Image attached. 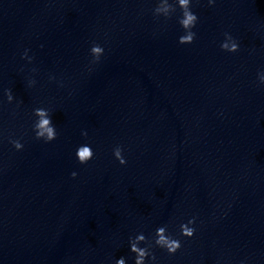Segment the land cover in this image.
<instances>
[{
    "label": "clouds",
    "instance_id": "clouds-1",
    "mask_svg": "<svg viewBox=\"0 0 264 264\" xmlns=\"http://www.w3.org/2000/svg\"><path fill=\"white\" fill-rule=\"evenodd\" d=\"M209 6L214 5L215 0H207ZM193 0H156V6L151 10L155 18L161 17L164 20L171 19L176 15L177 23L183 29V35L179 37L178 43L181 45L192 44L196 38V33L193 29L196 27L199 17L192 10ZM222 51L229 53H236L240 50L239 42L228 32L224 33V41L220 44ZM104 54V48L99 44H93L90 48V55L92 56L93 63H97L100 57ZM22 59L32 62V57L28 56V50L25 49ZM35 72L36 70L33 69ZM257 79L260 85H264V72L257 74ZM34 79L29 80V86L35 85ZM4 95L7 98L8 103H12L14 100L13 93L10 89L4 91ZM19 103L17 106H19ZM33 116L36 117L32 125V131L35 134V139L43 140L45 143L52 142L57 139V129L52 121V114L47 108L37 107L33 109ZM81 135L87 137L88 133L82 131ZM12 146L21 151L24 145L18 139H10ZM76 158L80 164H87L94 158L95 153L90 144H82L78 146L76 150ZM113 155L115 159L121 164L125 165L127 160L123 155V148L116 146L113 149ZM72 177L75 178L77 173L72 172ZM196 218H190L186 223H180L179 236L191 239L196 232L194 227ZM128 245L130 253L134 254V264H156V255L153 252V248H160L165 250L168 255H175L182 247L181 240L173 236L168 231L167 225L158 226L151 238L146 237L143 232L135 234V236H129ZM143 245V246H141ZM115 264H126V258L120 257L115 261Z\"/></svg>",
    "mask_w": 264,
    "mask_h": 264
}]
</instances>
